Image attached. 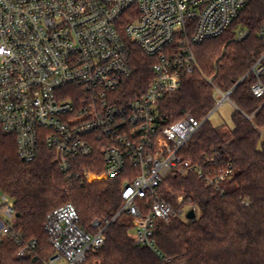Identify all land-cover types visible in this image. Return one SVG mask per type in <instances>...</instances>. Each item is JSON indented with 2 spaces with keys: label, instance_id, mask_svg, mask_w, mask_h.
I'll use <instances>...</instances> for the list:
<instances>
[{
  "label": "built area",
  "instance_id": "1",
  "mask_svg": "<svg viewBox=\"0 0 264 264\" xmlns=\"http://www.w3.org/2000/svg\"><path fill=\"white\" fill-rule=\"evenodd\" d=\"M247 2L0 0V125L15 138L19 159L35 161L46 145L68 178L77 159L93 158L103 170L84 169L87 182H122V206L104 228L99 221L93 223L99 228L96 234L81 227L72 204L48 214L45 229L54 254L44 264H87L103 247L107 228L122 214L131 218L138 246L165 264H185L163 256L152 239L157 221H189L187 214L198 212L192 198L178 197V207L163 199L164 180L170 173H197L208 187L224 193L232 168L209 175L180 156L210 115L200 121L186 114L166 125L160 107L198 69L195 47L225 34ZM248 34L239 31L237 39ZM138 48L156 58L153 79L143 94L126 101L121 91L132 75ZM263 59L252 69L258 79L264 73ZM252 92L264 97L260 80ZM218 97L221 103L231 101L219 90ZM17 222L14 202L0 192V241L16 240L18 260H37V243L23 239Z\"/></svg>",
  "mask_w": 264,
  "mask_h": 264
},
{
  "label": "trees",
  "instance_id": "2",
  "mask_svg": "<svg viewBox=\"0 0 264 264\" xmlns=\"http://www.w3.org/2000/svg\"><path fill=\"white\" fill-rule=\"evenodd\" d=\"M264 0H248L239 17L222 36L195 47L198 69L185 76L176 93L161 103L160 116L170 125L186 114L204 121L217 105V90L228 93L236 111L233 127L208 119L180 153L184 161L201 165L209 175L232 168L224 193L207 186L206 179L188 172L168 174L161 196L174 207L178 197L192 198L196 219L174 217L157 221L153 242L163 256L185 264H264V97L252 87L260 80L253 67L264 56ZM248 36L237 39L239 31ZM155 57L135 49L132 75L121 91L123 100L143 94L153 79ZM264 67V59L261 62ZM229 158V159H228ZM211 160L212 164H208ZM84 169L101 172L99 159H77L72 176L64 173L55 152L43 145L39 157L23 162L14 137L0 125V192L19 214L16 230L25 241L37 243V260H18V244L11 237L0 241V264H44L53 254L45 229L46 217L66 204L80 214V225L91 234L104 228L122 206L121 179L87 182ZM133 223L122 214L105 231L103 247L87 264H165L150 249L130 236Z\"/></svg>",
  "mask_w": 264,
  "mask_h": 264
},
{
  "label": "rangeland",
  "instance_id": "3",
  "mask_svg": "<svg viewBox=\"0 0 264 264\" xmlns=\"http://www.w3.org/2000/svg\"><path fill=\"white\" fill-rule=\"evenodd\" d=\"M220 99L221 98L218 97L217 105L210 114V117H209L210 122L214 125L226 124L227 126L232 128L233 127L232 116L234 112L236 111V106L231 101H228V100L225 101L224 103H221ZM182 209H184V211H187L188 207L183 206ZM129 234L131 237H134L135 229H131ZM57 264H67V263L65 261H61Z\"/></svg>",
  "mask_w": 264,
  "mask_h": 264
},
{
  "label": "water",
  "instance_id": "4",
  "mask_svg": "<svg viewBox=\"0 0 264 264\" xmlns=\"http://www.w3.org/2000/svg\"><path fill=\"white\" fill-rule=\"evenodd\" d=\"M236 88V87H235ZM234 88V89H235ZM233 89V90H234ZM233 90H231L230 92H228L229 95L232 94ZM17 216L19 217V214L17 213ZM187 219L189 221H194L196 219V213L194 211H190L188 214H187Z\"/></svg>",
  "mask_w": 264,
  "mask_h": 264
}]
</instances>
